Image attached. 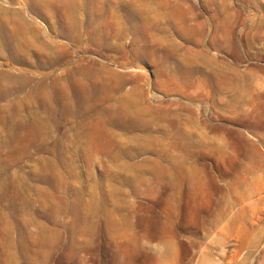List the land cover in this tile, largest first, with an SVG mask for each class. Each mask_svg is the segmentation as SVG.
Returning a JSON list of instances; mask_svg holds the SVG:
<instances>
[{"label":"rangeland","instance_id":"1","mask_svg":"<svg viewBox=\"0 0 264 264\" xmlns=\"http://www.w3.org/2000/svg\"><path fill=\"white\" fill-rule=\"evenodd\" d=\"M0 264H264V0H0Z\"/></svg>","mask_w":264,"mask_h":264}]
</instances>
